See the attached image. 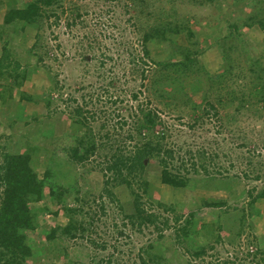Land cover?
Instances as JSON below:
<instances>
[{"label": "rangeland", "instance_id": "374dc122", "mask_svg": "<svg viewBox=\"0 0 264 264\" xmlns=\"http://www.w3.org/2000/svg\"><path fill=\"white\" fill-rule=\"evenodd\" d=\"M26 1L0 0V15L8 4ZM201 1L55 0L25 25L27 36L20 31L11 36L6 26L0 56L6 41L10 59L18 60L25 74L17 86L11 77L0 85V163L4 151L34 146L31 164L42 176L46 153L56 154L61 168L71 172L56 177L68 187L63 203L46 191L32 206L58 211L44 215L47 231L69 221L77 228L75 237L60 235L56 242H46L42 234L36 247L45 244L44 253L24 264H264V200L249 204L264 187V101L251 97V103L240 105L239 100L249 96L253 70L264 69V30L242 27L241 40L230 36L226 20L236 18L231 0ZM187 20L192 35L182 28L161 39L168 22ZM145 33L151 40H144ZM176 49L192 57L198 52V62L188 70L164 65ZM254 59L258 63L251 64ZM176 60L174 55L172 63ZM207 101L216 107L215 115L203 113ZM147 110L161 120L153 130L165 135L159 154L164 163L147 158L131 187L114 182L111 173L101 170L104 156L117 148L129 153L140 144L147 131L139 132L137 125ZM84 116L86 125L74 122ZM83 137L94 140L96 152L76 164L69 148ZM168 149L170 155L164 153ZM165 164L190 178L188 184H164ZM108 178L113 199L101 195ZM141 180H147L152 197L144 194ZM133 191L142 194L148 210L169 219L162 228L164 240L158 239L154 224L138 228L125 217L134 213ZM149 201L174 206L182 213L180 221L175 224L171 210L150 207ZM210 201L226 203L202 204ZM65 205L77 212H65ZM190 211L196 219L178 245L176 227ZM37 235V230L31 233ZM199 245L206 254L195 257Z\"/></svg>", "mask_w": 264, "mask_h": 264}, {"label": "trees", "instance_id": "16d2710c", "mask_svg": "<svg viewBox=\"0 0 264 264\" xmlns=\"http://www.w3.org/2000/svg\"><path fill=\"white\" fill-rule=\"evenodd\" d=\"M54 1L55 0H28L21 6H17V4L10 6V4H8L6 10L1 9L0 39H3L2 37L5 33L9 34L4 30L6 26L11 27V36H17L19 31L23 34V36H27L28 31H25V25L37 20L43 5L49 6L54 3ZM201 2H204V0ZM263 6L264 0H231L229 7L232 13L235 14L236 18H230L228 21L226 20L227 31H229L228 35L237 36L236 38L241 40L242 34L240 33V29L242 27H257L260 30H264ZM218 22H220V20ZM190 25L191 24L188 23V20L183 22V24H174L173 26L172 23L168 22L162 29L161 39L166 40L167 37H170V33L181 31L182 28L186 29L188 35H192L193 29ZM22 29H25L24 32ZM143 37L144 40L148 41L151 40L153 36H149V33H145ZM159 40L157 38L156 43L158 42L159 44ZM6 43L7 42L5 41L2 45L3 52L0 56V85L5 79L11 77L14 81V85L17 86L19 85L20 79H22L25 74V68L21 66L18 60L10 59L11 56ZM243 48L244 52L248 51L245 44L243 45ZM176 50L173 54L167 56L168 60L164 65L174 66L180 70H188L190 65L193 66L195 62H198V52H195L196 56L194 55L192 57L191 53H188L187 51ZM174 55H176L177 60L174 61L175 63L173 64L172 58ZM253 58L254 57L252 56V59ZM252 63L256 64L258 62L254 59L251 64ZM250 69H253L252 66ZM253 71L255 75L253 76L252 74L253 77H251L252 82H250L251 86L248 91L249 96L246 99L241 97L239 99L240 105H244L247 102L251 103V97L264 101V69L260 70L259 68L258 71ZM204 75L207 80H213L205 71ZM220 77L221 74L219 75V79ZM209 89L211 90L212 86ZM135 96L136 95H133V97ZM23 98L27 99V97ZM28 98H30V96H28ZM234 98V95L230 98L231 102L234 101ZM207 102L209 109L206 108L203 110V113L208 115L211 111H213V115H215L217 113L216 107L209 101ZM47 103L48 102H46V104ZM82 112L81 108H77V114L82 116ZM143 113L144 119L139 122L137 129L139 132H142V130L145 129L147 134L142 137L143 140L140 144L136 143L135 146H133L134 149L129 153H127L124 149L121 150L120 148H117L114 153L110 155L106 154L104 156L106 164H103L104 166L101 167V170L104 169L106 172L112 174L113 177L111 179H114V182L124 183L129 187H131V181H134L137 177L140 178L144 172L146 168L145 160L153 156L159 157V154L163 152L161 140L165 138V135L163 132L155 134L153 130L154 126L158 124L159 121L161 122L159 116L152 110H147ZM74 122L80 125H86L87 118L85 116L82 119L76 118ZM129 137L132 138L131 135ZM105 138H108V136L106 135ZM78 143L79 144L77 146L69 148V157L76 164L85 162L96 152V143L89 137L86 140L85 137L81 138ZM45 151L47 152V150ZM35 152L36 149L34 146H30L24 150L18 149L3 152L2 162L0 163V264H24L28 257L42 255L45 247L43 245L45 244L41 243V246L39 245L36 247L37 239H42L40 238L42 234L46 235V242L59 241L60 237L58 236L60 235L75 237L76 234L77 228L72 224L73 222L70 223V221L62 227L57 225L47 231V228L42 225L44 224V215H46V213L57 214L58 211L56 210L52 212L47 205L32 206V203H38L44 198V193L46 191L48 192L50 199L63 203L64 191H67L68 187H64L63 183L60 181L61 176L66 177L71 173L66 167L64 169L61 168V165L58 162L59 160L55 157L56 154H52L50 156V153L47 152V168L43 171V175L40 176L31 164ZM164 153L170 155L172 151L168 149L164 150ZM158 160L159 163H164L160 157ZM99 165L102 164L100 163ZM209 176L207 177L210 178ZM56 177H59L60 180ZM258 178L259 177L256 176V179ZM112 180L109 178L105 180L102 191L103 193L101 195L106 193L108 196H113L108 188V184H110ZM188 180H190V178L173 173L172 170H169L166 167V164L161 170V181L164 184L174 187H184L188 184ZM75 182L74 186L77 184H75ZM139 183L143 184L145 187L143 189L144 194L148 197H152L147 190V180H141ZM74 190L76 194H79L80 190L77 186ZM101 195L99 196L101 197ZM132 196L134 213L127 214L125 217L129 218L130 223L137 225L138 228L143 227L147 223L154 224V227L158 230V239L164 240L166 235L162 233V230L164 229L163 226L168 227L169 219L167 217H163L161 219L156 212L148 210L145 206L146 202H144L142 194L139 192L133 191ZM76 199H78V196H76ZM256 200H264V187L261 188L254 197H252L249 204L252 205ZM225 203L226 202L224 201L202 202V204L206 206H220ZM148 204L150 207H163L165 211L171 210V213L175 214L173 216L175 224H177L181 219L182 213H177L174 206L166 207L160 201H149ZM62 207L67 213L71 214L77 212L75 209L69 208L67 205ZM195 219L196 213L194 211H190L187 214V217H184V220L179 227L174 226L176 227V242L178 245L181 243V239H184L187 235L188 225L192 224ZM36 230L38 231V235L34 238L31 236V233H34ZM207 247L212 248L211 245H208ZM149 248H153V246L150 245ZM188 251L190 252V250ZM203 254H206L204 245H199L192 253L195 257H200ZM247 255L250 256V253L247 252L246 256ZM155 257L160 258L161 253L157 254Z\"/></svg>", "mask_w": 264, "mask_h": 264}]
</instances>
